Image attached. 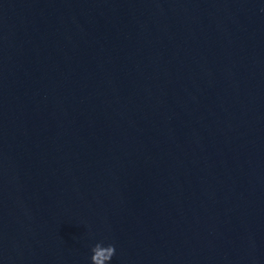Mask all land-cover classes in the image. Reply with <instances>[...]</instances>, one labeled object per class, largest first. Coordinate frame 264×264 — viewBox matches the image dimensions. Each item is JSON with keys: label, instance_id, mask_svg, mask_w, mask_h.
<instances>
[{"label": "water", "instance_id": "95a60500", "mask_svg": "<svg viewBox=\"0 0 264 264\" xmlns=\"http://www.w3.org/2000/svg\"><path fill=\"white\" fill-rule=\"evenodd\" d=\"M264 264V0H0V264Z\"/></svg>", "mask_w": 264, "mask_h": 264}, {"label": "clouds", "instance_id": "9594fccd", "mask_svg": "<svg viewBox=\"0 0 264 264\" xmlns=\"http://www.w3.org/2000/svg\"><path fill=\"white\" fill-rule=\"evenodd\" d=\"M90 264H109L115 255V246L108 244L105 246L103 242L95 243L91 249Z\"/></svg>", "mask_w": 264, "mask_h": 264}]
</instances>
